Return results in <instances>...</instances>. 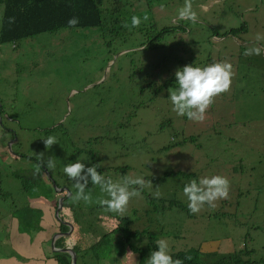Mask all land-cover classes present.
<instances>
[{"label": "rangeland", "instance_id": "obj_1", "mask_svg": "<svg viewBox=\"0 0 264 264\" xmlns=\"http://www.w3.org/2000/svg\"><path fill=\"white\" fill-rule=\"evenodd\" d=\"M96 1L100 27L0 44V258L18 260L7 238L9 214L15 218L30 198L50 202L47 178L68 191V210H60L58 219L53 212L49 225L67 227L63 221L72 224L74 212L68 246H74L76 264H138L140 255L146 264L162 238L170 255L190 249L240 253L243 262L264 264V0H192L196 23L177 19L184 0ZM2 11L0 5V26ZM253 46L261 54L245 56ZM216 62L232 65L230 90L215 98L202 121L178 116L168 100L175 71ZM9 131L15 139L9 140ZM49 136L57 143L46 149ZM40 153L45 166L52 157L55 167L34 175ZM77 161L96 165L114 182L127 175L151 185L130 200L123 216L95 202L108 197L90 177L85 194L93 202L74 203L75 182L63 168ZM213 175L229 181L228 198L190 214L184 186ZM22 179L31 182L29 190ZM120 219L138 233L131 242L141 253L128 245L123 257L114 252L122 233L111 237V250L109 241L105 249L89 250ZM55 233L44 234L48 254Z\"/></svg>", "mask_w": 264, "mask_h": 264}, {"label": "clouds", "instance_id": "obj_2", "mask_svg": "<svg viewBox=\"0 0 264 264\" xmlns=\"http://www.w3.org/2000/svg\"><path fill=\"white\" fill-rule=\"evenodd\" d=\"M145 19H147V17H145ZM177 19L187 20L192 23L198 21L199 17L193 10L192 0H184V5L178 10ZM14 22V17H10L8 23L12 24ZM78 23V19L73 17L68 21V26L74 27ZM139 24L140 19L135 16L132 17V26L138 27ZM125 27H127V25H125ZM255 39L259 41L261 36L257 35ZM261 52L262 49L260 47L253 46L246 49L244 55H260ZM232 77V65L228 62H216L204 67L185 65L183 68L176 70L175 87L168 89V100L171 102L172 111L177 113L178 116H186L190 120L202 121L206 110L213 104L215 98L230 90ZM43 142L46 149L51 148L52 145L57 143L54 136H49ZM37 158L39 163L34 166V175L40 174L41 169L44 167H55V161L52 157L48 158L46 166L43 163V153L38 154ZM63 172L69 180L75 182L73 187L76 191L71 197L74 203L83 201L86 204H91L93 202L90 192L85 194V188L88 185V178L90 177L92 185L99 186L101 193L106 194L108 197L107 199L97 198L95 202L104 207L105 211L116 213L121 216L127 213L130 200L133 197L141 196V191L145 184L151 185L150 181H145L142 177L132 178L127 175H123L119 181L114 182L111 178H106L101 173H98L96 165L86 168L85 164L79 161L65 165ZM131 185H135L136 187L130 188ZM229 187L230 184L227 178L219 175H213L210 178H202L199 181L195 179L191 180L183 188V194L188 200L189 213H198L204 205L215 207L216 201L228 198ZM60 194L63 193L60 192ZM155 195L158 197L160 193L156 192ZM64 197L65 196H62L61 198ZM64 200L65 198L63 199V203ZM57 205L58 199L56 208ZM63 224L67 227H69L68 225L71 227L73 226V224L70 223L65 224V221H63ZM70 229L69 227L68 232H71ZM61 234L64 235V233ZM155 243L156 250L150 253V256L146 260V264H183L182 260H174L169 254V245L166 239H159ZM131 254V252L128 253V255ZM185 259L191 260V256H187Z\"/></svg>", "mask_w": 264, "mask_h": 264}, {"label": "trees", "instance_id": "obj_3", "mask_svg": "<svg viewBox=\"0 0 264 264\" xmlns=\"http://www.w3.org/2000/svg\"><path fill=\"white\" fill-rule=\"evenodd\" d=\"M0 5L3 7L0 26V44L15 43L36 35L54 33L61 29L95 28L102 25L101 11L96 0H0ZM10 17H14L15 19V22L12 24L8 23ZM73 17H76L79 23L74 27H69L68 21ZM0 111L2 113L1 108ZM4 126L5 124L2 127ZM8 133L11 134L8 137L9 140L13 137L15 139V135L13 136L11 131ZM18 156L24 157L23 155ZM47 180L49 184L45 185V187L47 186L48 188L51 183L49 179ZM21 184L24 190H29L31 186V182L27 179H22ZM38 186V181H35L34 187ZM49 190L46 191V196L51 197L53 194ZM2 194L6 193L2 192ZM14 214L20 216L21 226L35 222L31 219L30 215H26L23 208L15 211ZM123 220H118V225L116 224L110 232L98 239L97 243L89 250L105 249L107 241H109V249L111 250V237L115 234L122 233L123 236L115 243L116 247L114 248V252L119 257H123L126 252L125 245H128L130 251H138L141 253L139 247L133 245L134 242H131V239L137 237L138 233L130 231V222L126 220L127 222L124 223ZM68 230V227L61 228L62 233H66ZM71 249L75 252L73 248ZM64 254L66 253L57 252L54 256L57 258L59 264H70V256L68 254L64 261L60 260ZM171 256L174 260H182L183 264H203L201 261L202 257L214 259V262L210 264H251L250 262H243L240 258V253H235L234 255L218 253L203 254L199 250L190 249L188 251L176 252L171 254ZM187 256H191V260L185 259ZM138 264H145L143 255H140Z\"/></svg>", "mask_w": 264, "mask_h": 264}, {"label": "crops", "instance_id": "obj_4", "mask_svg": "<svg viewBox=\"0 0 264 264\" xmlns=\"http://www.w3.org/2000/svg\"><path fill=\"white\" fill-rule=\"evenodd\" d=\"M44 178H46V175H44ZM47 181L48 180L46 178V182ZM51 190L50 192L53 195L49 197L51 200L50 202L40 203L37 202L38 198H30V199L28 198L29 199L28 205L31 206L26 205L23 207L26 215H30L31 219L35 221L34 223L21 226L20 225L21 219H19L20 216L14 214L15 218H13V212H10L11 214L9 215L11 219L9 220V223L11 225V230L10 232H7L8 233L7 238L11 239V245L14 246L18 260L4 261V259L0 258V264H59L57 262V258L54 256L55 252L53 248H60L62 246L66 247L68 246V243L73 240L74 237L73 231L75 229L76 226L75 224L77 223V219L72 213L73 221H74L72 224L74 228L72 226V231L69 233V235L57 234L56 238L55 236H53L51 242L52 252L48 254L46 252L47 250L45 248H42V244L48 240L47 236L44 237V234L47 231H50V233L54 231H56V233L63 232L61 231L62 226H60L58 223L49 225V217L52 216L56 208L57 199L61 198L62 196H66L61 210H68L65 208V201L68 198L67 193L63 192V194H59V193L54 194L52 188ZM63 220L65 219L63 218ZM16 224H18V226H16ZM37 232H39L38 235ZM68 237L69 239L67 241L61 242L62 239L65 240ZM2 245L4 246V248H7L6 244H2ZM68 247L72 248L74 246L69 244ZM66 258H67V253L64 254L62 259L60 260L64 261V259ZM24 260H26L27 262H24Z\"/></svg>", "mask_w": 264, "mask_h": 264}, {"label": "water", "instance_id": "obj_5", "mask_svg": "<svg viewBox=\"0 0 264 264\" xmlns=\"http://www.w3.org/2000/svg\"><path fill=\"white\" fill-rule=\"evenodd\" d=\"M10 143H13V141H10L9 142V145H10ZM48 176V175H47ZM49 177V176H48ZM51 184H52V188L53 189H56L59 193L60 192H66L67 193V197H68V191L66 190V189H58L57 187H56V185L54 184V182H52L51 181ZM70 196V195H69ZM66 197V196H65ZM64 197V198H65ZM64 198H60V199H58V205H57V208H56V210H55V215H56V218L58 219V213H59V210H60V207L62 206V204H63V199ZM65 224H68V223H66L65 222ZM71 229V231H72V227L70 226V225H68ZM69 233L70 232H66V233H64V235H69ZM57 234H59V235H63V234H61V233H57ZM56 234V235H57ZM55 235V236H56ZM60 248H53V250H54V252L55 253H57V252H62V253H67L69 256H70V264H76V253L71 249V248H67V247H65V248H63V249H60Z\"/></svg>", "mask_w": 264, "mask_h": 264}, {"label": "flooded vegetation", "instance_id": "obj_6", "mask_svg": "<svg viewBox=\"0 0 264 264\" xmlns=\"http://www.w3.org/2000/svg\"><path fill=\"white\" fill-rule=\"evenodd\" d=\"M71 212H72V213H73V215H74V212H73L72 210H71ZM74 216H75V215H74ZM64 233H65V232H64ZM56 234H57V233H56ZM56 234H55V235H56ZM55 238H56V236H55Z\"/></svg>", "mask_w": 264, "mask_h": 264}]
</instances>
